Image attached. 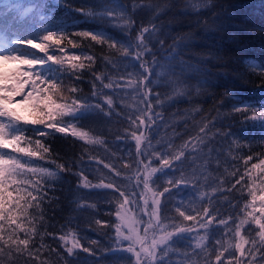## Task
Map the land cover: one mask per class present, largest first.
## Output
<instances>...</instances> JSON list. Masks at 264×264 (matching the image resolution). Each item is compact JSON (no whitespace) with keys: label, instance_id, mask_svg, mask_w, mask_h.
Masks as SVG:
<instances>
[{"label":"trees","instance_id":"1","mask_svg":"<svg viewBox=\"0 0 264 264\" xmlns=\"http://www.w3.org/2000/svg\"><path fill=\"white\" fill-rule=\"evenodd\" d=\"M27 2L0 0V16H14L16 5ZM44 3L51 8L46 21L36 20L15 34L37 40L39 32L51 28L64 38L50 54L91 55L93 60H82L85 68L76 72L49 61L45 69L49 66L60 69L55 73L61 77L57 80L60 87L56 94L41 97L52 95L57 103L78 97L87 101L89 111L76 121L70 117L56 118L54 122L59 126L69 125L68 132H57L45 127L53 122L48 119V113L55 109L40 98V105L46 103L41 105L43 123H26L30 121L26 119L20 124L27 141L39 140L49 149L43 153V159L21 154L22 160L56 175L41 178L36 174L35 179L42 184L40 208L29 210L32 224L23 216L18 215L17 219L26 228L35 226L37 235L30 239L28 250L19 253L15 245L9 249L0 243L4 247L0 264H133L134 257L124 251L129 241L116 233L120 224L117 212L126 197L128 202L124 207L141 219L133 227L143 233L149 219L146 212L153 205L149 199L145 206V192L139 180L143 179L141 173L149 161V170L158 169L149 182L152 190L158 193L169 189L163 197H158L161 222L196 229L180 236L208 234L204 250L195 249V240L178 241L174 236L170 243H176L167 255L169 264H216L215 256L222 245L227 247L229 240L239 242V236L234 237L229 226L239 225L242 219L248 221L239 229L248 240L245 256L229 249L220 264H227L226 258L233 251L236 259L232 264L237 259L248 264H264V247L258 235L261 230L255 223L262 214L256 211L248 216L252 208L245 209V204L252 200L249 189L257 196L256 207L261 203L258 197L264 195V165L252 167L264 160L261 138L264 121L252 119L264 116V0H209L208 3L203 0H44ZM105 8L113 9L114 15L105 18L102 15ZM121 8L126 11L122 13ZM88 12L93 15H87ZM144 27L150 29L144 34L147 50L143 45L137 48ZM84 31L103 33L102 42L78 35ZM69 41L77 47L73 48ZM112 43L116 46L110 47ZM17 47L45 57L39 49ZM125 49L128 56L122 55ZM129 81H134V86ZM104 84L112 86L104 87ZM72 87L78 91L70 92ZM108 98L113 100L111 106L106 103ZM140 119L144 120L143 124ZM73 127L101 142L89 144L71 135ZM201 127L204 132L200 131ZM37 130L49 134L40 136ZM135 135L145 137L139 151ZM32 147L35 148L34 143ZM181 148L184 155L180 160L174 159L175 152ZM249 156L252 159L245 165ZM165 159L169 160V166L164 165ZM58 165H64L65 170L61 171ZM103 184L112 186L96 187ZM121 191L124 196L120 195ZM146 195L151 197V193ZM182 198L196 203V220L186 221L175 211L176 199ZM209 219L212 223L207 229L199 227ZM222 219L227 224H220ZM5 229L7 238L10 231L7 224ZM70 235L82 246L72 254L67 252L72 246H69ZM17 236L23 239L25 233L18 232ZM253 240L257 243L254 260L248 256ZM19 247L23 249L22 245ZM28 251L32 252L31 256Z\"/></svg>","mask_w":264,"mask_h":264},{"label":"snow or ice","instance_id":"2","mask_svg":"<svg viewBox=\"0 0 264 264\" xmlns=\"http://www.w3.org/2000/svg\"><path fill=\"white\" fill-rule=\"evenodd\" d=\"M204 3H208L209 0H203ZM121 8V12H125ZM15 15L2 17L0 16V62H13L23 65H28V68L23 70L20 74L28 77V80L20 81L19 84L22 86L31 80L32 90L24 94V100L19 101V103H24L30 98L33 97V93L37 92L39 87L37 81L40 85H46V87L40 88L39 92L42 94L52 93L56 94L59 90L60 85L57 83V80L61 77L55 75L59 72L60 69H52L50 66L45 69V65H48L49 61L52 64L66 65L69 70L72 72L82 71L85 68V64L81 62L82 60L92 61L93 57L91 55H69L65 52L64 49H60L61 52H65L64 56H57L55 53L48 54L47 48L48 44L44 42H53L57 45L60 44L61 40L64 38L62 35L58 36L57 31L52 30L51 28L45 29V33L42 35L41 42H36L35 39H26L23 36H18L15 33L20 31L24 27L31 26L34 21L40 20V22H45L47 16L51 15V8L48 4L44 3V0H29L27 3H20L14 8ZM87 15H93V13L88 12ZM105 18L108 16L114 15V10L110 8H105L102 13ZM130 20V18H126ZM9 23H11V28H9ZM154 27V26H153ZM150 29L144 27L138 36L139 43L137 48H140L143 45L144 49L147 50V45L144 44L145 33H149ZM78 35L84 37H91L92 40L97 42H102L100 38L104 35L103 33H95L89 31H84L78 33ZM107 39L111 40V37ZM148 39H151L149 35ZM69 43H72L69 41ZM27 45L33 49H39L41 52L45 53V57H38L34 54L21 51L17 46ZM116 44L112 43L110 47H115ZM72 47H77V44L72 43ZM131 48V45H128ZM122 55L128 56L129 52L125 49L122 52ZM137 58H139L140 53H136ZM37 66H39L37 68ZM33 69H36L33 71ZM145 72H148V69L145 68ZM79 78V77H77ZM0 79H3V76L0 75ZM99 79V77H97ZM143 83V81H141ZM130 85L135 84L134 81H129ZM111 84H104V87H111ZM138 90V89H137ZM70 92L76 93L77 88L72 87L69 89ZM4 93H13L16 95L20 94L19 88H8L0 83V148H11L12 152L17 154H23L26 157H36L40 156L41 159L44 158L43 153H48L49 149L42 144L39 140L37 141H27L24 132L25 129L18 127L20 121L24 120V117L20 116L15 110L8 107L14 101L9 97L4 95ZM42 99L50 103L51 108H54L55 111L48 113V119L53 121L45 125V127L50 129H55L57 132L66 133L69 131V125L64 124V126H59L54 121L56 118L70 117L72 121L83 119L84 116L89 111V106L87 101H81L78 97L73 98L70 102L57 103L52 95H43ZM107 105L111 106L113 100L108 98L106 100ZM247 107V105H245ZM252 119H260L264 121V116H253ZM151 120V117H149ZM26 123H38L36 120L25 121ZM43 123V121H39ZM141 124L144 123L143 119H140ZM262 132H264V124L261 125ZM40 136H46L49 133L43 130H37ZM201 132H204V128L201 127ZM71 135L79 136L80 139L85 140L86 143L94 144L100 143L101 141L93 139L88 136L86 132H78L74 127L71 129ZM264 139V136L261 137ZM145 139L143 135H135L136 147L139 151L140 144L142 140ZM205 137L201 138V142ZM35 144V148L32 147V144ZM195 148V145H193ZM184 155L183 148L175 152L174 159L180 160ZM252 157L249 156L245 161V165L251 160ZM143 163V161H141ZM164 165L169 166V160L165 159L163 161ZM150 161L148 164H144L143 168V179L139 182L143 184V189L145 192V206L147 207L149 199L153 207L146 212L149 215V219L145 222L146 227L143 229V234L140 230L133 227L134 221L131 217L127 215V212L124 213L117 212V217L120 219L121 224L116 226V233L123 240L129 241L127 248L124 249L127 253H130L134 257L133 264H169L167 255L170 251L173 250V246L176 242L170 243L173 240V237L176 236L179 240L188 239L190 241L195 240V249H205L206 242L208 240V234H197V237H184L180 236L181 233H191L195 231L193 227H185L180 224H169L167 222H161V201L158 197H163L165 192H168V188H164L163 191L155 192L150 187L149 182L152 179V175L158 171L157 168L151 167L149 170ZM264 165V160L260 164H254L253 168H260ZM107 167V165H105ZM61 171H64V165H58ZM177 167H181L177 165ZM139 171V169H138ZM250 171V170H249ZM39 173L40 177H54L55 172L50 171L47 168L43 167H33L31 166V161L22 160L19 156L11 155L7 152H0V243L7 246L11 249L14 245L15 251L17 253L28 250V245L30 239L35 238L37 235V230L35 226L26 228L23 223H18L17 216H23L27 219L29 224H32V218L29 217V210L35 207L36 209L40 208V203L42 202V184L41 180L35 179L36 174ZM28 174H32L29 176ZM247 175V172L245 173ZM183 179V178H181ZM243 179V176L240 180H237V183ZM172 181H169L171 184ZM15 186V187H13ZM85 187L88 186L87 180L85 179ZM110 184L96 185V187H111ZM11 188V191L8 189ZM15 193V197L13 196ZM35 193V194H34ZM151 193V197H148L146 194ZM249 194L252 197L250 204H245V209L251 207L252 212H247L248 216H253L254 212L259 211L262 215L260 219H256L255 223L259 226L260 232L258 233L260 238V244L264 247V223L261 220H264V195L259 196L261 201L259 207H256L255 201L257 196L252 189H249ZM121 196H124V192H120ZM35 202V203H33ZM127 198L125 197L124 203L121 204V208H124V205L127 204ZM182 206L178 205L175 209L184 220H196V214L189 211V214L186 215L185 211L181 210ZM204 215H207V211H204ZM154 218V219H153ZM215 216H213V219ZM164 220L167 221L168 217L165 216ZM247 220H240L239 225L235 227L229 226V231L233 232V236H239V242L233 243L232 240H229L227 247L221 246L219 254L215 256L216 264H220L221 257L224 256V252H227L229 249H235L239 252L241 257L245 256V244L248 243V240L245 239L244 235H241L239 229L246 224ZM99 223V221H98ZM212 223V219L207 220L206 222L200 223L199 227L207 229L208 225ZM220 224H227L226 220H220ZM7 224L9 235L5 237V225ZM15 225V228L11 226ZM126 226L128 228V233L125 234L121 231V226ZM18 232H24L25 238L20 239L17 236ZM251 234V233H249ZM16 236V239L13 237ZM61 239H65L61 237ZM177 241V242H178ZM95 243V241H93ZM217 244H221L220 240L216 241ZM22 245L23 249L19 246ZM40 247H43L42 245ZM82 247L78 241L73 240L72 246L67 248L68 254H72L73 250L76 248ZM39 248L36 249V252H39ZM85 252H90V249L83 248ZM213 251H216L213 249ZM257 251V243L255 240L252 241V247L248 250V256L251 259H255L254 253ZM4 254V247H0V255ZM11 255V252L9 253ZM28 255H32L31 251H28ZM200 255V253H196ZM131 259V258H130ZM227 259V264H232V260L236 259L235 251L229 253ZM236 264H248L247 261L236 260Z\"/></svg>","mask_w":264,"mask_h":264},{"label":"rangeland","instance_id":"3","mask_svg":"<svg viewBox=\"0 0 264 264\" xmlns=\"http://www.w3.org/2000/svg\"><path fill=\"white\" fill-rule=\"evenodd\" d=\"M44 33L45 32H39L37 34L36 42H41V38H42V35ZM44 43H46V42H44ZM58 46L59 45L51 42L50 44H48L47 53L50 54V53L54 52ZM38 67L39 66H37V68ZM27 68H28V65H23V64H19V63H13V62H7V63L0 62V75L3 76V79H0V83H2L5 87H8V88H14V87L19 88V91H20L19 95H16L13 93H4V95L9 96L14 101L12 104L8 105V107L15 110L20 116L24 117V120H26V119H28L30 121L36 120V121H38V123H40L39 122V121H41L40 115L43 113L42 106H46V103L42 102L41 103L42 106L39 104V100H40L41 95H42V93L39 92V89L43 88L42 85L39 84V82H37V84L39 86L37 88V92L33 93L34 98H30L24 103H19V101L24 100V94L32 90L31 80H29L28 83L23 84L22 86L19 84L20 81H24V80L29 79L28 77H25V76L20 74L23 70H25ZM35 70L36 69H33V71H35ZM0 119H3V118H0ZM24 120L19 122L18 127H20V124H22V122ZM0 152H7L11 155L19 156L22 159V157H21L22 153L21 154L14 153V152H12L11 148H0ZM178 205L182 206L181 210L185 211L186 215L189 214V211H191L195 214L197 212L196 211L197 205L194 201L189 202L183 198L182 199H176L175 208ZM187 208H189V209H187ZM125 211L127 212V215L129 217H131L132 220L134 221L133 225L135 223H137V220H138L139 224L141 223L140 222L141 219L139 217H135L131 212L128 211V209L126 207H124L123 209L121 208V210H120L121 213H124ZM137 216H139L138 213H137ZM120 224H121V221H120ZM120 224H118V225H120ZM121 231H123L124 233L128 232V228L126 226L122 225ZM141 234H143V233H141ZM69 239L71 240V243H69V246H70L73 243V239L71 238V235H70Z\"/></svg>","mask_w":264,"mask_h":264}]
</instances>
